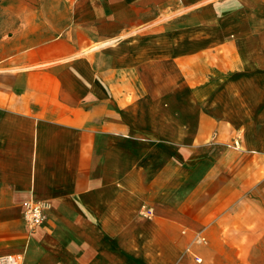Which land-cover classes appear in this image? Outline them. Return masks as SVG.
<instances>
[{
	"label": "crops",
	"instance_id": "crops-1",
	"mask_svg": "<svg viewBox=\"0 0 264 264\" xmlns=\"http://www.w3.org/2000/svg\"><path fill=\"white\" fill-rule=\"evenodd\" d=\"M10 254L264 264V0H0Z\"/></svg>",
	"mask_w": 264,
	"mask_h": 264
},
{
	"label": "built area",
	"instance_id": "built-area-1",
	"mask_svg": "<svg viewBox=\"0 0 264 264\" xmlns=\"http://www.w3.org/2000/svg\"><path fill=\"white\" fill-rule=\"evenodd\" d=\"M23 219L28 226L30 231H34L36 228L44 224L47 219L48 211L51 209V204L46 201H25L23 203ZM140 215L147 219H151L154 215L153 209L142 206ZM195 243L198 245H205L206 240L202 236H197L195 238ZM197 263L201 260L195 258ZM0 264H21V259L18 255H2L0 256Z\"/></svg>",
	"mask_w": 264,
	"mask_h": 264
}]
</instances>
